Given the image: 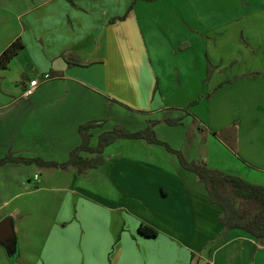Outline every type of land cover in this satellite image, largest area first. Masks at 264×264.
<instances>
[{
    "label": "crops",
    "instance_id": "1",
    "mask_svg": "<svg viewBox=\"0 0 264 264\" xmlns=\"http://www.w3.org/2000/svg\"><path fill=\"white\" fill-rule=\"evenodd\" d=\"M3 1L0 0L1 5ZM27 1L28 5L29 0ZM181 1L169 0L164 3L163 0H148L144 2L146 4L143 7V13H147L146 9L151 6L156 7L157 4L161 5L160 9L164 6L171 8L181 4ZM233 1L242 2L250 7L249 0ZM127 2L128 0H39L38 6L27 12L23 9L22 14L19 15L20 18L16 19L22 31L14 34L10 42L21 38L25 47L8 68L0 70V160L12 155L19 158L65 163L69 160L70 153L83 142L79 131L80 126L93 120H105V124L90 130L92 146L96 145L103 128L107 127L108 132L116 126H122L121 117L126 114L130 115V118L139 116L142 120L144 119V124L152 121L173 128L184 126L185 118L191 114L189 110V115L184 118L183 124L173 126L167 124L165 118L182 116L183 112L173 110L182 108L166 105L157 110L142 112L130 107L127 102L135 101V99H121L113 94L121 92L127 84L126 81L121 83L115 75L128 76L135 81L136 73V81L139 83L136 87L138 85L139 88L142 86L152 88L156 81L159 87L160 80L163 79L162 86L169 89L171 84L173 85L171 81L174 82L175 78L177 82L197 81L204 85L210 84L228 67H220L221 64L208 58V53H206L205 61L203 60L204 64L201 59H189L194 45L199 46L200 43L194 41L191 43L189 36L197 35L198 32L187 26L182 18V23L176 25L182 35L172 36L163 28L156 29V32L158 37L168 42L171 48L168 56L173 59L179 58L182 62L186 61L183 68L179 69L180 66L177 65V68L159 77L152 67L153 77L148 75L146 78L143 68L137 66L139 63L143 66L140 60L134 61L136 65L131 66L132 75L127 73L125 60L129 54L128 40L133 39V34L136 33V40L142 41L147 25L153 24V17H147L143 21L139 12L133 11V6L127 9ZM219 2L223 3L224 0ZM231 7L235 8L232 2ZM140 9L142 10V7ZM37 10L40 15L37 21L40 30L38 37L27 30L35 23L27 16ZM259 11H264V0ZM131 17L135 21V27L127 32L128 26L133 23ZM236 17L237 20L243 18ZM160 19L159 21L164 23V19ZM263 21L262 17L257 19V23ZM23 31H27L28 35L24 37ZM206 32L201 35L212 39ZM210 32L220 33L215 29ZM218 39H212L214 46L218 45ZM33 42L36 45L33 47L42 48V50H34L36 58H29L34 55L28 53L29 45ZM181 44L185 46L182 48ZM141 46L139 43L138 47ZM108 57H117L118 65L115 64V67L106 70L96 68V65H105ZM14 66L18 67L21 73L20 94L18 92L12 94L4 87L6 78L3 72L11 71ZM38 75H47L49 78L32 96L24 97V89L28 86V82ZM71 87L86 91L85 93L92 99H74L75 105L64 113L65 108L61 110L60 107L66 101L64 93ZM216 87L214 86L212 90V93L215 92L214 97L222 93L217 92L218 87ZM48 89L51 94L46 97L47 99H35L38 93ZM161 93H158L159 98L164 99ZM154 94L151 102L158 98L156 93ZM163 99H160L161 103ZM112 112L117 113L114 115ZM155 112L163 113V117L154 118L151 114ZM54 114H61L65 120L72 121L67 131L59 128L55 131L51 128L52 125L48 126L49 120L59 117H49ZM35 121L40 122L37 137L31 131L36 126ZM139 130H142L141 126L132 132ZM122 140L124 139L116 141L105 149L102 166L88 169L86 174L84 173L87 176L95 170L103 172L105 190L97 196L93 186L92 190L89 188L85 191L81 190L75 185L79 177L73 175L69 194L70 199L73 200L71 203L75 212L71 211L70 217L60 221L48 234H41L39 229H32L28 224L27 227L22 225L20 240V229L15 221L19 219L23 223L29 216V212L23 209L6 215L12 217L14 221L18 241L17 262H26V264H264V244H260L244 231L225 229L219 223L221 210L210 203L204 184L194 174L183 169L175 154L145 140H137L139 141L137 144L120 145ZM129 149L132 154H128ZM254 155L249 153L245 157L240 156V159L248 166L264 172V167H261L264 165L261 161L264 156L259 162H254L256 158ZM83 156L88 159L94 157L93 154L87 153ZM201 161L208 165L205 160ZM15 167L38 166L8 162L0 169ZM56 169L70 171L72 167ZM115 174L117 175L112 176ZM34 175L35 181L40 178L37 172ZM107 179L110 182L114 179L119 186L112 188ZM40 190L42 189H37V191ZM177 192L181 195L178 202L173 199V195ZM15 196L11 191V197L14 199ZM80 200L84 211L87 212L86 223L80 214ZM6 216H2L0 221ZM177 217L184 218L185 228L181 230L183 240L177 237L174 231L175 223L178 222ZM141 225L156 230L158 236L147 237L140 234ZM20 246L22 247L21 255ZM8 260L15 261L9 256Z\"/></svg>",
    "mask_w": 264,
    "mask_h": 264
},
{
    "label": "rangeland",
    "instance_id": "2",
    "mask_svg": "<svg viewBox=\"0 0 264 264\" xmlns=\"http://www.w3.org/2000/svg\"><path fill=\"white\" fill-rule=\"evenodd\" d=\"M26 1L4 0L2 5L0 4V55L11 44L13 35L22 31L16 19L20 18L19 15L22 14L23 9L27 12L40 4L39 0H29L30 4L28 3V5ZM146 1L148 0H128L127 2V9L133 6V11L139 12L142 20L153 17V24L147 25V31L146 34H143L142 41L136 40V33L133 34V39L128 40L129 54L125 60L127 73L131 74V66L136 65L134 61L140 60L143 62V66L140 63L137 66L143 68L142 71L146 78L148 75L153 77L152 67L159 77H163L168 71L174 70L177 65L180 66L179 69L183 68L186 61L182 62L179 58L173 59L168 56L171 48L166 40L158 37L156 32V29L163 28L172 36L182 35V32L176 27L178 23H182V18L187 26L196 29L200 34L199 36L198 33L192 37L189 36L191 43L193 41L200 43L199 46L194 45L189 59H201L202 64H204L203 60L205 61L206 53H208V58L212 59L213 62L221 64L220 67L228 68L217 75L210 84L204 85L197 81L177 82L175 78L174 82L171 81L173 85L171 84L169 89L162 86L163 79L160 80L159 87H157L156 81L152 88H145L144 86L139 88L138 85L136 87V84H139L136 81V73L134 74L135 81L128 76L116 74L115 77L121 80V83L126 81L128 85L126 84L121 92L113 94L121 97V99H135V101H128L127 104L142 112L157 110L166 105L189 110L191 114L185 118L184 126L173 128L163 123H155L153 130L156 138L168 143L174 150L181 151L189 161L202 162L201 160H205L210 167L240 176L252 184L264 186V172L248 166L240 159V156L245 157L251 153L256 156L254 162H259L260 158L264 156V11H259L263 6V0H249L248 5L250 7L233 0H224L223 3H220V0H182V3L175 7L167 8L164 6L163 9H160L161 5L157 4L156 7L151 6L146 9L147 13H143V7L146 4L144 2ZM163 1L165 3L169 0ZM231 2L234 3L235 8L231 7ZM38 14L39 10L33 11L27 16L35 22L33 27L27 30L37 37L40 34L37 24L40 17ZM236 16L243 18L237 20ZM260 17H262L263 22L257 23V19ZM160 18L164 19V23L159 21ZM134 23L133 19V23L128 26L127 32L132 31V28L135 27ZM213 29L220 33L210 32ZM205 31L209 34V38H219L218 45L214 46L212 39L201 35L205 34ZM23 32L24 37L28 35L27 31ZM139 43L142 45L141 49L138 47ZM33 46H36L34 42L28 48V53L34 54L29 58H36L34 50H42V48ZM181 46L183 48L185 45L181 44ZM116 58L108 57L105 65H96V68L112 69L113 66H116L115 64L118 65ZM3 75L6 78L4 87L10 90L12 94L15 92L20 94L21 73L18 67L14 66L11 71L3 72ZM246 84L248 85L247 89ZM252 85L253 87H251ZM214 86L218 87H216L217 92H222L216 97H214L215 92L212 93ZM85 92L73 87L69 88L64 93L66 101L61 104V110L64 107L65 113L73 107L75 105L74 99H92ZM154 93L158 98L151 102ZM158 93H161L164 99L159 98ZM49 94H51L49 89L43 93L41 91L35 99H47ZM160 99H163V103L160 102ZM112 113L115 115L117 112ZM151 115L154 118L163 117L161 112H155ZM56 116L59 117L49 120L48 126L52 125L51 128L55 131H58V128L67 131L72 121L65 120L61 114H54L49 117ZM154 118L150 119L158 121ZM121 119L122 126L130 132L140 126L142 130L148 127V124H144V119L142 120L139 116L130 118V115L126 114ZM40 122L35 121L36 126L31 129L32 134L36 137L39 133ZM101 132H107V127L103 128ZM120 143V145H132L139 143V141L124 139ZM127 152L132 154L130 149ZM160 158H162L161 154ZM261 161L264 162V158ZM35 172L40 177L36 181L34 179ZM85 174L77 173L76 168H72L70 171L44 167L0 169V218L14 211L25 209L29 212L25 221L23 223L19 219L15 221L16 226L20 229V240L23 226L27 227V224L32 229H39L41 234H48L60 221L69 218L71 211L75 212L71 203L73 200L70 199L69 194L73 175L79 177L75 185L81 190L85 191L86 188L92 190L93 186L96 196L105 190L103 172L95 170L87 176ZM106 181L110 182L109 179ZM110 184L112 188L119 186L114 179ZM37 189L42 190L37 191ZM11 191L16 195L14 199L11 197ZM173 197L174 201L178 202L181 195L177 192ZM82 204L80 200V214L86 223L87 216L85 217V214L87 215V212L84 211ZM240 206L244 207L242 203ZM249 208L253 209L252 205ZM85 209L87 210V208ZM177 219L178 222L175 223L174 231H176L177 237L179 236L183 240L184 236H182L183 231L181 230L185 228L184 218L177 217ZM178 230L179 232H177ZM19 251L21 255V246ZM17 257L18 254L14 255L12 259L15 261L10 260V262L6 251L0 248V264H26V262H17Z\"/></svg>",
    "mask_w": 264,
    "mask_h": 264
},
{
    "label": "trees",
    "instance_id": "3",
    "mask_svg": "<svg viewBox=\"0 0 264 264\" xmlns=\"http://www.w3.org/2000/svg\"><path fill=\"white\" fill-rule=\"evenodd\" d=\"M25 45L21 38L13 41L0 55V70L8 68L9 64L24 49ZM179 110L184 114L177 118L167 117L165 121L169 125H182L184 118L189 115L187 109ZM105 120H93L80 126L82 144L75 148L69 160L65 163L46 162L41 159H26L8 155L0 160V167L8 162L23 163L26 165L35 164L44 168H76L79 174L88 169H96L104 163L105 149L120 139L145 140L148 143L163 147L168 152L175 154L184 170L194 174L207 189L209 201L221 210L219 223L229 230H241L255 238L260 244H264V186L252 184L240 176L227 172L218 171L205 163L187 161L180 151L174 150L171 146L156 138L153 130L154 122L148 121V127L137 132H130L123 126H116L108 132L98 136L96 145H91V129L102 127ZM93 154L88 159L83 154ZM244 207H241L240 204ZM253 207L250 209L249 206ZM139 233L147 237H156L158 232L152 228L141 225Z\"/></svg>",
    "mask_w": 264,
    "mask_h": 264
},
{
    "label": "water",
    "instance_id": "4",
    "mask_svg": "<svg viewBox=\"0 0 264 264\" xmlns=\"http://www.w3.org/2000/svg\"><path fill=\"white\" fill-rule=\"evenodd\" d=\"M17 236L12 217L7 216L0 221V247L12 258L17 254Z\"/></svg>",
    "mask_w": 264,
    "mask_h": 264
},
{
    "label": "built area",
    "instance_id": "5",
    "mask_svg": "<svg viewBox=\"0 0 264 264\" xmlns=\"http://www.w3.org/2000/svg\"><path fill=\"white\" fill-rule=\"evenodd\" d=\"M47 75H38L28 82V86L24 89V97L28 98L34 94L39 86L46 83L48 80ZM38 178V176H36Z\"/></svg>",
    "mask_w": 264,
    "mask_h": 264
}]
</instances>
